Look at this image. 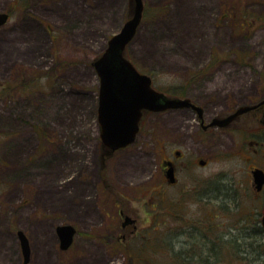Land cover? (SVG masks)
Instances as JSON below:
<instances>
[{
    "label": "rangeland",
    "instance_id": "rangeland-1",
    "mask_svg": "<svg viewBox=\"0 0 264 264\" xmlns=\"http://www.w3.org/2000/svg\"><path fill=\"white\" fill-rule=\"evenodd\" d=\"M142 1L145 15L126 56L151 74L155 87L188 96L203 108L204 124L231 108L235 97L264 95V0ZM227 5L235 14L247 13L250 25L225 16ZM1 12L9 20L0 27V264H21L19 230L29 241V264H131L126 251L113 255L104 249L106 241L93 242L110 221L98 209L104 193L142 194L133 205L140 224L150 226L151 238L142 244L155 256L150 264H189L173 262L177 252L190 256L197 245L212 250L205 245L216 236L218 257L232 256L231 218L248 207L243 188L233 195L231 185L240 161L233 129L204 131L201 120L183 110L148 115L135 143L115 169L110 165L111 187L103 188L99 79L89 62L131 17V0H0ZM143 42L164 56L142 53ZM212 59L216 68L189 82ZM174 151L183 159L170 186L161 163ZM211 185L220 194L215 212L213 203L202 201ZM70 224L79 236L73 248L61 251L56 228ZM201 229L207 239L200 238Z\"/></svg>",
    "mask_w": 264,
    "mask_h": 264
},
{
    "label": "flooded vegetation",
    "instance_id": "flooded-vegetation-1",
    "mask_svg": "<svg viewBox=\"0 0 264 264\" xmlns=\"http://www.w3.org/2000/svg\"><path fill=\"white\" fill-rule=\"evenodd\" d=\"M104 52V51H103ZM125 57L132 62L126 56ZM93 61L89 62L90 67L92 66ZM135 67L136 65L133 64ZM137 67V66H136ZM135 69L144 75H147L151 79V87L158 93L165 95L169 99H189L190 103L197 106L195 102H193L188 96H175L169 94V92H164L154 85L153 78L151 74L145 73L142 70ZM94 69V68H93ZM98 77V76H97ZM249 106L250 109L244 113H241L235 116L230 122H228L223 127L220 126H208L214 120H218L219 122H223L230 115H233L240 107ZM200 107V106H198ZM201 108V107H200ZM189 111L193 116L196 115L197 119L201 120L200 126L205 130H209L211 128L218 129H228L238 135L239 139H232V148L233 154L235 158H239L240 161H237V166L234 168L233 173L231 174V185L234 191L233 195H237L235 190H243L246 193H243L244 199L248 200V207L241 211L240 209L235 210L234 216L231 218L232 220V228H230L231 232V246H232V262L231 264H264V181L259 187L256 182L255 173L259 172L262 178L264 177V95H249L244 97L243 99L239 97H235V101L232 102L231 108H227L224 114L215 115L212 118V121L208 124H204V110L201 108L202 112L199 116L197 111L192 107H182L178 109H168L161 112H150L143 110L141 113V118L139 120L138 126L139 130L135 136V139L132 144L127 147L113 150L109 147H106L102 144L100 139L101 127L99 126V147H100V162H101V172L103 188L105 186L111 187V175L112 171L110 170V165L113 164L115 169V163L120 161L124 154V151L130 149V147L135 143L136 138L140 132L142 120L144 117L148 115H164L167 113H171L174 111ZM97 122H98V106H97ZM174 155L172 158L166 159L161 163V175L163 180L168 183L170 186H174L177 183V176L180 168L178 167V162L183 159V155L179 151H174ZM258 158H255L257 157ZM205 162L204 160H200L199 162ZM201 167H206L207 162L204 165H200ZM112 168V170L114 171ZM171 172L172 179L168 177ZM79 180V178L77 179ZM127 182H132L131 179H126ZM239 188H238V186ZM75 187V186H74ZM210 187V188H208ZM241 187V188H240ZM139 189V188H137ZM207 189V191H206ZM205 189L204 195H202V201L213 203L212 207L214 212L217 211L220 194L218 192V188L215 185L207 186ZM239 195V194H238ZM142 194L139 192H133L131 195L128 194H113V193H104L103 196V207H98L99 210L103 211V215L106 219H110L109 224H105V232L103 231L97 236V240H93L96 245H104V241H106L104 245V249H110L111 252H116L113 255L123 254V251H126L128 255L127 260L131 264H150L153 262L152 258L155 257L151 255L152 249L148 248V245L144 244L147 238L150 239L149 235V227L140 224V220L138 217L139 208L137 209L133 205V201H140ZM231 200V198H230ZM206 204V203H205ZM114 211V215L111 214L107 208L110 207ZM212 210V209H211ZM169 216H173L170 214ZM219 221L216 216L212 215V227L219 229ZM149 224V223H148ZM74 229L75 233L73 235V241L70 247L67 249L73 248L75 245V238L79 236V231L76 226L70 224ZM146 233V234H145ZM57 238L59 240L58 234L56 232ZM199 236L201 239L205 237L207 239V234L204 230H200ZM216 237L213 238L212 242L207 239L205 247H212L214 249V245H216ZM91 241V239H88ZM150 246H154L155 248H159V246H155L151 241ZM210 242V246L208 245ZM153 243V244H152ZM137 246L136 251H132L130 247ZM197 247L204 248V246ZM62 251V250H61ZM66 251V250H65ZM92 253V252H91ZM155 254V252H154ZM203 257L206 259V263L215 264L218 261L217 255L212 254V258H209L210 250L206 253H202ZM31 256V253H30ZM89 254L85 257V259L89 260ZM188 257L185 256V260ZM202 259V257L200 258ZM83 261V262H86ZM180 260L173 259V262L177 263ZM30 262V260H29ZM180 263H182L180 261Z\"/></svg>",
    "mask_w": 264,
    "mask_h": 264
},
{
    "label": "water",
    "instance_id": "water-1",
    "mask_svg": "<svg viewBox=\"0 0 264 264\" xmlns=\"http://www.w3.org/2000/svg\"><path fill=\"white\" fill-rule=\"evenodd\" d=\"M143 1L131 0V17L120 30L107 41L104 52L94 60L93 68L99 78L98 88V123L101 127L100 139L104 146L113 150L132 144L139 130V120L143 110L161 112L168 109L192 107L201 115V108L190 103L189 99H169L151 87L149 76L139 73L133 64L124 57L125 49L136 34L142 20ZM8 13H0V27L7 23ZM250 109L240 107L223 122L214 120L208 126L223 127L235 116ZM204 165L205 162H199ZM168 177L173 181L171 172ZM255 173L259 187L264 177ZM59 237V248L67 250L72 241L75 229L71 225L56 228ZM16 236L22 253V264H28L30 246L27 236L17 231Z\"/></svg>",
    "mask_w": 264,
    "mask_h": 264
},
{
    "label": "trees",
    "instance_id": "trees-1",
    "mask_svg": "<svg viewBox=\"0 0 264 264\" xmlns=\"http://www.w3.org/2000/svg\"><path fill=\"white\" fill-rule=\"evenodd\" d=\"M234 9H235L234 8V5H231V6L230 5L229 6L227 5L225 7V12H224L225 13V16H227L228 18H230L233 22H235V24H238V23L241 22L242 25L249 26L250 25V21L248 20L249 19L248 18L249 15L247 13L244 14V12L241 13V14H235L233 12ZM230 10H231V12H230ZM144 15H145V12L143 11V18H144ZM143 18H142V21H143ZM142 21H141V23H142ZM141 23H140V25H141ZM140 25H139V27H140ZM50 35H51V38L53 40H56V37H55L54 33L51 32ZM58 61H59V59H57V63H58ZM215 64H216V61L212 59V61H211L210 64H207L203 68H201L200 70L194 72L192 74V76L189 78V82H193V81L197 80L200 76H202V74H206V73L212 71L214 68H216V65ZM206 252H208V250L206 248L197 247V250H195V253H193L190 256H187L188 259L186 261L188 262V260H190L189 261L190 262L189 264H192L194 262L196 264L197 263L198 264H211V263H206V261H205L206 259L202 255V253H206ZM213 253H214V255H217L218 251L216 253V250H214L212 248V250H210V255H209V258L210 259L212 258V254ZM175 256L177 257V260H180V261H182V260L185 259V257H183V254L181 252H177V254ZM201 257H202V259H200ZM217 258H218V261H219L218 264H221V263H226V264L227 263H231V262H228L227 261L228 259L231 258L230 255H228V257H225V256H223V255L220 254L219 257L217 255ZM180 261L177 262V263H180Z\"/></svg>",
    "mask_w": 264,
    "mask_h": 264
},
{
    "label": "crops",
    "instance_id": "crops-1",
    "mask_svg": "<svg viewBox=\"0 0 264 264\" xmlns=\"http://www.w3.org/2000/svg\"><path fill=\"white\" fill-rule=\"evenodd\" d=\"M72 1H77L78 2V0H72ZM85 1V0H84ZM115 0H110V2H114ZM104 3H106V2H104ZM80 11V13H81V15H85V16H88V15H86V13L83 11V10H79ZM132 42V41H131ZM145 43H148V42H143L142 43V47H143V52L142 51H140V52H142V53H146V54H149V55H156V56H164V55H159L161 52H160V50H158V47H157V49L153 46V45H151L150 43V45H148V44H145ZM131 44V43H130ZM129 44V45H130ZM135 54V53H134ZM174 62V61H173Z\"/></svg>",
    "mask_w": 264,
    "mask_h": 264
},
{
    "label": "bare ground",
    "instance_id": "bare-ground-1",
    "mask_svg": "<svg viewBox=\"0 0 264 264\" xmlns=\"http://www.w3.org/2000/svg\"><path fill=\"white\" fill-rule=\"evenodd\" d=\"M43 261H45V259H43ZM43 261H42V262H43Z\"/></svg>",
    "mask_w": 264,
    "mask_h": 264
}]
</instances>
